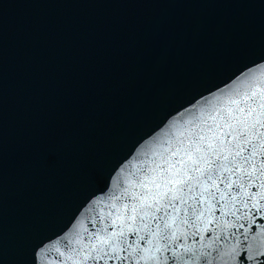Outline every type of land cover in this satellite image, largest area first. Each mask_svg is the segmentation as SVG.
Returning <instances> with one entry per match:
<instances>
[{
	"label": "snow or ice",
	"instance_id": "snow-or-ice-1",
	"mask_svg": "<svg viewBox=\"0 0 264 264\" xmlns=\"http://www.w3.org/2000/svg\"><path fill=\"white\" fill-rule=\"evenodd\" d=\"M133 160L52 264H264V79L203 97Z\"/></svg>",
	"mask_w": 264,
	"mask_h": 264
},
{
	"label": "water",
	"instance_id": "water-1",
	"mask_svg": "<svg viewBox=\"0 0 264 264\" xmlns=\"http://www.w3.org/2000/svg\"><path fill=\"white\" fill-rule=\"evenodd\" d=\"M246 76L264 79V0H171L134 157L180 112Z\"/></svg>",
	"mask_w": 264,
	"mask_h": 264
}]
</instances>
